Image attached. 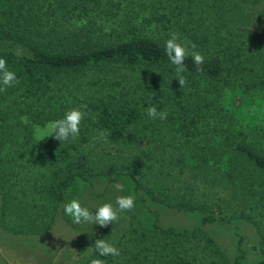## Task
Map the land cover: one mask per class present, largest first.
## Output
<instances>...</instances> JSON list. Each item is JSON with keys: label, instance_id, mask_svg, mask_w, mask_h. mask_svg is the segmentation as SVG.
Segmentation results:
<instances>
[{"label": "rangeland", "instance_id": "374dc122", "mask_svg": "<svg viewBox=\"0 0 264 264\" xmlns=\"http://www.w3.org/2000/svg\"><path fill=\"white\" fill-rule=\"evenodd\" d=\"M78 1L0 0V44L14 45L25 51L22 44L7 39L14 37L63 51L69 47L117 43L137 34L165 43L170 37L168 31L148 20L158 14H174V7L185 0H86L85 10L77 7ZM186 3L187 8L180 10L183 18L188 15L187 20L198 21L200 16L209 17L207 24L218 27L224 37L244 45L250 59L260 63L264 54V0H186ZM0 52L9 51L0 49ZM117 69L107 67L102 71L93 69L60 76L50 90L41 91L36 97H29L25 88L10 87L0 91L1 238L26 242L36 249L44 245L54 249L65 245L63 241L67 240L66 244L73 243V237L79 235L65 233L63 223L57 222L60 203L57 204L52 195L51 184L66 178L76 168L106 178L113 175L108 174L112 168L113 173L126 171L125 167L131 162L130 154L105 143L95 131L86 128L87 123L80 126L83 129L76 139L62 142V145L68 143L67 153L59 152L64 147L48 144L54 137L38 139L49 121L72 108H80L93 84L103 81L107 85L112 80L118 84L119 91L126 87H132L131 91L138 88L142 82L139 71L119 72ZM123 74L126 79L121 78ZM115 75L120 78L112 79ZM222 103L242 119L248 129L255 127L259 114L263 116L264 106L257 97L249 100L240 93H232ZM219 148L217 145L215 150L218 152ZM202 178V171L193 175L187 171L181 175L179 170L148 167L138 178L141 189L156 204L186 219L185 225L179 224L176 228L191 231L184 235L188 238L176 237L178 234L162 235V228L156 230L132 209L120 213L119 219L108 225V233L103 237L120 249V255L100 257L95 250L87 264L96 258L106 260L107 264H177V254L193 264H227L230 259L234 263L240 238H244L241 262H264V224L258 219L236 220L242 212H249L250 207L235 200L227 188L223 187V191ZM154 199L202 208L189 213ZM208 214L220 216L223 221L220 225L224 227L218 228V232L209 227L223 252L221 255L215 245L206 243L204 236H192Z\"/></svg>", "mask_w": 264, "mask_h": 264}, {"label": "trees", "instance_id": "16d2710c", "mask_svg": "<svg viewBox=\"0 0 264 264\" xmlns=\"http://www.w3.org/2000/svg\"><path fill=\"white\" fill-rule=\"evenodd\" d=\"M85 3L86 0H80L77 7L85 10ZM186 5L185 0L174 7V14H158L148 20L151 24H161L169 35L177 32L182 39L194 43L195 50L204 55V63L199 66L191 57L185 60L183 75L187 84L184 88L176 80L175 66L165 55V43L143 34L108 45L69 47L63 51L8 37L22 44L25 51L20 55L0 52V58L7 60L8 68L19 78L15 90L25 88L29 97L50 90L52 83L66 74H80L93 69L102 71L107 67L119 68V72L125 69L139 71L142 82L132 91V87L119 91L118 84L112 80L107 85L103 81L93 84L81 102L80 108L88 113L81 125L87 123L86 128L95 131L98 137L101 131L107 130V142L102 140L130 154L131 162L123 172L136 181L137 188L141 189L138 178L150 166L179 170L181 175L187 171L191 175L202 171L203 181L207 180L221 189L227 188L235 200L250 207L249 212H242L236 220L253 222L258 219L264 224V111L261 112L262 117L258 115L255 127L248 129L244 121L222 103L232 93H240L249 100L257 97L264 106V54L260 63L250 59L244 45L231 37H224L218 27L207 24L209 17L200 16L198 21L190 19L192 16L187 20L188 15L183 18L181 13ZM124 75L120 76L126 79ZM119 78L115 75L112 79ZM153 105L158 111H167L168 118L153 120L148 117L146 109ZM59 116L55 117L60 119ZM48 144L64 147L59 152H68L65 149L68 143L62 145V142L50 138ZM217 145L220 146L218 152L215 150ZM167 148L170 152L166 151ZM112 169L109 175L121 174L113 173ZM66 178L50 186L57 204L63 200ZM154 200L189 213L202 208L172 203L169 199ZM221 219L208 214L201 223L220 225ZM153 227L160 230L157 224ZM108 229L107 226L105 235ZM210 231L209 228H196L192 236H204L209 246L215 245L216 252L223 254ZM160 232L166 237L178 234L175 236L187 239L184 235L191 231L170 228ZM243 242L244 239L240 238L234 263L230 259L227 264H243ZM175 258L177 264H193L182 260L178 254Z\"/></svg>", "mask_w": 264, "mask_h": 264}, {"label": "water", "instance_id": "95a60500", "mask_svg": "<svg viewBox=\"0 0 264 264\" xmlns=\"http://www.w3.org/2000/svg\"><path fill=\"white\" fill-rule=\"evenodd\" d=\"M0 49H5L9 52H15L18 49L14 45H1ZM1 124V121H0ZM77 172L83 173V170ZM76 173V172H75ZM87 181H76L73 186L68 187L63 194V206L72 199H79L83 205V201L90 199L93 194L98 196V192L88 186L90 183L96 186V183L102 182L108 186V191L104 197L93 199L91 203L94 205H103L104 203H114L118 196L132 194L135 196V207L133 210L147 224L153 226L157 221V226L163 230L175 228L177 225H185V218L175 214L172 210L166 209L159 204H156L148 194L140 188H137L136 181L127 173L123 172L113 178L111 183L103 181V177L95 176L87 177ZM122 185L123 190L117 191L115 185ZM2 195L0 192V206ZM63 209V207H62ZM95 212V209L89 208ZM156 216L160 219L157 220ZM67 220L72 218L66 215ZM75 233L80 235L78 242L68 243L54 249H49L43 246L39 249L26 244V242H12L0 237V264H87L94 253L93 247L97 239H102L105 236L103 231L105 227L92 223L75 224ZM47 247V248H46Z\"/></svg>", "mask_w": 264, "mask_h": 264}, {"label": "clouds", "instance_id": "9594fccd", "mask_svg": "<svg viewBox=\"0 0 264 264\" xmlns=\"http://www.w3.org/2000/svg\"><path fill=\"white\" fill-rule=\"evenodd\" d=\"M196 45L186 38H181L177 32H172L170 37L165 42V55L172 65L175 66L174 71L176 73V80H178L181 88H184L187 84V78L183 75L186 71L185 60L189 57L193 62L199 66L204 63V55L196 51ZM22 49L16 50V55H20ZM198 70H200L198 68ZM19 78L17 74L10 70L5 58H0V91H6L7 88L14 87L19 84ZM86 107V106H84ZM148 117L151 119L166 120L168 113L165 110L157 109L156 105H153L146 109ZM88 115L82 108H72L68 110L64 116L60 119L49 121L43 126V133L38 139H46L48 137H54L60 142H66L70 138L76 139L81 131V123ZM25 120L27 118H24ZM109 133L107 130H103L99 133V138L107 142ZM117 191H122V185H115ZM135 207V196L132 194L118 196L114 203H104L98 206L95 212L89 210V208L82 206L79 199H72L63 206L65 215L72 218L73 224L92 223L107 227L109 224H113L119 219V215L122 212L131 211ZM100 257L120 255V249L115 246L109 239L102 238L97 239L93 247ZM91 264H107L104 259H92Z\"/></svg>", "mask_w": 264, "mask_h": 264}, {"label": "flooded vegetation", "instance_id": "af4514ba", "mask_svg": "<svg viewBox=\"0 0 264 264\" xmlns=\"http://www.w3.org/2000/svg\"><path fill=\"white\" fill-rule=\"evenodd\" d=\"M80 169H75V170H73V171H71L70 172V174L67 176V178H66V186H65V188L62 190V194H64V192L66 191V189L68 188V187H71V186H73V184L76 182V181H84V182H86L88 179H87V177L88 176H91L92 177V175H90V174H88L87 172H83V173H81V172H77V171H79ZM76 172V173H75ZM103 177V181H105V182H107V183H111L112 181H113V178L115 177V175H112L110 178H106V177H104V176H102ZM92 190H93V193H95V190H97L98 192L100 191V194H98V196L96 197V195L95 194H93L92 196H91V198L90 199H88V198H86L84 201H83V205L82 206H84V207H87V208H93V209H95L96 210V208L98 207V206H100V205H94L93 203H91V201L93 200V199H98V198H102V197H104L105 196V194L107 193V191H108V186L107 185H103V183L102 182H99V183H96V186L95 185H93L92 183H90V185H88ZM2 195V194H1ZM62 198H63V195H62ZM62 207H63V200L61 201V204H60V208H59V211H58V216H57V222H61V223H63V225L65 226V233L67 232H73L74 233V230L76 229V225L75 224H73L72 222H71V220H67V218H66V215H65V213H64V210L62 209ZM158 219H160V217H158ZM56 222V223H57ZM154 225H156V222L154 223ZM177 227V226H176ZM176 227L175 228H171V229H176ZM210 227V225L209 224H206L205 223V225L204 224H201V228L202 229H204V228H209ZM220 227H224V226H221V225H219L218 223L216 224H213L212 223V225H211V230L212 231H214V232H218V228L220 229ZM106 229H107V227H105L104 228V232L106 233ZM75 234V233H74ZM77 236V235H76ZM80 238V235L79 236H77V238H75V237H73V242H78V239ZM218 238V237H217ZM219 239V238H218ZM244 239V238H243ZM65 240H67V239H65ZM239 241H240V239H239ZM63 242H69V240H67V241H63ZM94 252H95V250H94Z\"/></svg>", "mask_w": 264, "mask_h": 264}]
</instances>
